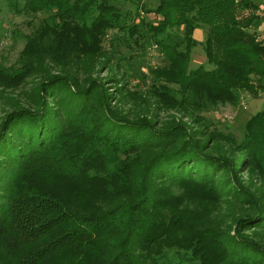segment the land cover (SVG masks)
<instances>
[{
  "label": "trees",
  "instance_id": "trees-1",
  "mask_svg": "<svg viewBox=\"0 0 264 264\" xmlns=\"http://www.w3.org/2000/svg\"><path fill=\"white\" fill-rule=\"evenodd\" d=\"M118 1L18 8L48 14L0 65V264H264V108L238 134L207 117L264 93V0ZM196 29L212 69L190 68ZM127 95L189 122L131 116Z\"/></svg>",
  "mask_w": 264,
  "mask_h": 264
},
{
  "label": "rangeland",
  "instance_id": "rangeland-1",
  "mask_svg": "<svg viewBox=\"0 0 264 264\" xmlns=\"http://www.w3.org/2000/svg\"><path fill=\"white\" fill-rule=\"evenodd\" d=\"M118 2L127 9H134V6L131 3L126 2V0H119ZM143 2L148 7H153L154 4L157 3L156 0H143ZM23 6L24 0H12V3L10 2V0H0V65L5 67L17 64L20 53L24 48L26 42L24 36L31 33L33 30L34 24H31L32 20H35V22L37 23L41 18L47 16L48 14V12L37 13L36 15H33L28 11L18 12V8H22ZM262 12L264 13V11ZM155 17L157 16L153 14L152 18ZM112 38V33L110 34L108 32L104 42L105 49L110 50V52H113V50H115L111 45ZM197 38H202L201 41H203L205 39V34H198ZM201 41L199 40V43L195 46V49L192 54V62L190 68L197 69L199 67H204L205 69H212L214 66L213 64L207 61L205 49ZM114 46L118 47L120 50H124L123 45H121V43L119 44V42L117 41L114 43ZM143 61L144 58L143 60H141L142 65L140 68L142 71L145 72H147L148 70L147 64L156 66L158 63H160L161 56L158 52V48L155 45H153L148 50L145 63ZM47 63L49 64V67L52 72H55V68H57L55 66V62L47 61ZM121 72H115L118 78L117 82L120 81L121 83H124ZM112 75L113 73L110 71V69H103L100 73H93L94 77L102 78V80ZM81 76H83V73L81 74ZM111 81L112 80H107L106 82H110L108 84L109 88H111V90H115L117 83ZM134 84L135 82L132 79V81L127 84V87L130 89L131 92H137L141 95L142 90H140L139 88H135ZM26 87H28V85H26ZM16 90H7L6 93L9 96H14L15 94L16 97L19 94L18 89ZM116 92L117 91H114L115 94ZM121 95L122 94H118V96ZM12 108L13 106L11 105V100H0V123H2L6 115L10 111H12ZM119 108L122 111L125 110L124 112L128 111L131 116L135 117L148 114L149 116H153V119L159 121L164 120V118L172 114L174 117L177 118L183 117V120L189 122L188 116L181 115L179 112H172L168 114L167 112L159 111L155 108L153 100L143 101L142 98L133 97L131 95H127L125 97L123 105ZM263 108L264 93H262L259 97L256 98H246V96L244 97L243 95H241V100L237 106H233L232 104L219 105L215 107L213 112L207 114V117L213 119L216 122L215 125H217L219 128L225 131H235L238 134V132H240L244 127L245 122L257 111Z\"/></svg>",
  "mask_w": 264,
  "mask_h": 264
},
{
  "label": "crops",
  "instance_id": "crops-1",
  "mask_svg": "<svg viewBox=\"0 0 264 264\" xmlns=\"http://www.w3.org/2000/svg\"><path fill=\"white\" fill-rule=\"evenodd\" d=\"M262 9L264 10V6L262 5ZM259 30L263 33V35H264V23L260 26V28H259ZM201 33H203V31L202 30H200V29H196L195 31H194V37L196 38V40L197 41H201V39L203 38H197V35L198 34H201ZM203 36V35H202Z\"/></svg>",
  "mask_w": 264,
  "mask_h": 264
}]
</instances>
